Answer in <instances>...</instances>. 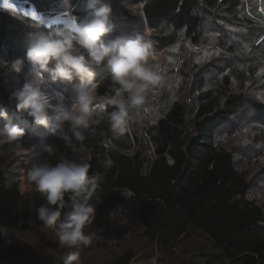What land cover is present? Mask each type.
Wrapping results in <instances>:
<instances>
[{
    "label": "trees",
    "instance_id": "trees-1",
    "mask_svg": "<svg viewBox=\"0 0 264 264\" xmlns=\"http://www.w3.org/2000/svg\"><path fill=\"white\" fill-rule=\"evenodd\" d=\"M223 1L144 0L141 11L153 32V46L164 49L173 45L177 31L190 44L199 45L202 13ZM238 5L235 0L229 8L235 10ZM36 21L0 7V43L10 27L21 36L35 29L47 30ZM164 26L172 32L161 35ZM256 48L252 45L249 52L254 53ZM104 68L96 67L95 73ZM26 81L24 71L15 72L0 49V108L10 105V94ZM203 83L199 78V91L191 108L174 99L160 111L147 129L148 153L137 149L128 154L125 150L129 142H117L115 138L116 149L107 147L104 139L108 133L104 131L108 126L102 119L83 131L80 144L88 153L84 163L90 165L89 175L102 177L90 200L96 208L95 219L86 233L114 229L112 212L125 190L136 195L139 217L137 224L126 227L130 231L122 247L107 251L92 243L81 246L77 264H132L138 250L144 258L150 257L152 243L162 255L171 256L170 262L177 260L173 249L182 245L184 255H194L190 264H264V212L246 198V179L231 151L217 140L243 108L245 99L241 94H230L219 106L210 90H202ZM102 110L111 113L116 106L104 105ZM108 159L113 163L105 168ZM7 170L5 145L0 144V228L6 233L0 234V264H63L69 249L59 242L36 246L23 236L34 227H45L37 209L46 201L38 191L22 193L16 183L9 182ZM68 196L65 194L66 201Z\"/></svg>",
    "mask_w": 264,
    "mask_h": 264
},
{
    "label": "rangeland",
    "instance_id": "rangeland-1",
    "mask_svg": "<svg viewBox=\"0 0 264 264\" xmlns=\"http://www.w3.org/2000/svg\"><path fill=\"white\" fill-rule=\"evenodd\" d=\"M233 1L235 0L223 1L217 8L202 13L199 45L190 44L184 34L177 31L178 38L173 45L164 49L153 46L151 63L159 65L163 83L149 91L139 117L129 122L127 130L122 135L117 136L112 133L109 113L103 112L101 107V105L113 106L104 101L105 98L114 96L118 87L106 75V68L95 73L93 83L96 85L97 99L93 106L97 113L95 118L98 121L102 119L108 126L104 131L108 133L104 139L107 147L116 149L117 142L122 141L127 144L129 142L126 153L133 154L137 149H144L148 153L150 144L147 139V129L159 116L160 111L165 110L174 99L183 102L186 108H191L199 91V78L204 82L202 90H210L219 106L230 94H241L245 99L243 108L230 119V123L218 135L217 140L220 146L231 151L237 169L246 179V194H248L264 183V100L257 98L264 94V12L261 11L264 0H238V7L231 10L229 6ZM108 2L113 9L115 24V31L109 38H115L122 31L139 29L147 39H152L153 32L147 28L142 16L141 8L144 0H108ZM12 3L16 12L30 17L32 16L29 13L34 11L33 8L41 10L42 12L37 13L35 19L38 20L37 24L47 28V30L35 29L26 36H21L17 30L10 27L0 43V49L8 63L15 58L25 59L22 70L26 80L30 81L35 78V73L26 60L29 34L62 27L74 16L72 12L86 15L88 9L84 0H14ZM0 7H4V1L0 0ZM233 10L235 12H232ZM170 32L172 28L164 26L160 33L168 35ZM252 45L257 46L254 53L249 52ZM81 53V49H76L75 54ZM39 79L42 81L49 102V115L52 117L49 127L37 125L34 118L26 112L18 111L15 100L5 108L9 120L0 118V127L11 122L25 130V136L19 142H8L4 135H0V144L5 145L7 155L9 182L16 183L22 193L37 191L34 185H29L26 181L27 170L31 167L29 153L33 145L44 141L54 146L55 151L51 155L45 153L43 157L52 165L63 159L84 163L88 155L80 140L72 137L67 124L64 126V131L71 137V143L53 134L54 130L59 131L56 129L55 108L61 103L71 107L82 87L79 79H74L72 82L52 83L47 73H41ZM188 114L191 116V113ZM114 138L117 142H113ZM245 140L248 143H245ZM253 173L255 174L249 181L247 177ZM258 206L264 212V202ZM112 213L114 229L103 228L90 234L93 237L91 243L95 248L102 250L108 248L107 251H114L122 247L125 236L130 231L126 227L138 223L119 218L115 208ZM54 233L53 229L46 226L34 227L23 236L36 246L53 245L52 243L59 242ZM150 249L149 258H144L145 254L142 250H138L132 264H174L177 260L178 264H190L194 257V255L192 258L184 255L182 245L173 249L177 256L174 262L169 261L171 256H167V253L162 255L155 243L151 244ZM101 256L103 254L98 256L99 260Z\"/></svg>",
    "mask_w": 264,
    "mask_h": 264
},
{
    "label": "clouds",
    "instance_id": "clouds-1",
    "mask_svg": "<svg viewBox=\"0 0 264 264\" xmlns=\"http://www.w3.org/2000/svg\"><path fill=\"white\" fill-rule=\"evenodd\" d=\"M84 2L88 12L83 17L73 16L52 31L29 34L26 60L35 78L10 94L18 111L26 112L37 125L47 128L52 117L39 76L47 73L52 83L72 82L78 78L82 87L71 107L61 103L55 108L56 129L59 131L54 130L53 134L68 143H71V137L64 131L65 124L72 137L82 141L83 131L99 122L93 106L97 99L93 83L96 67L103 65L106 75L118 86L115 95L104 101L116 106V110L108 114V119L112 133L117 136L127 130L130 121L139 117L149 91L163 83L159 65L151 63L152 41L139 29L122 31L115 38H109L115 31L111 4L108 0ZM76 49H81L82 53L75 54ZM24 64V58L10 61L11 68L17 73ZM50 64L53 66L49 67ZM0 118L9 120L3 108H0ZM0 135H4L8 142H19L25 136V130L9 122L0 127ZM54 151V146L44 141L32 146L26 181L44 194L46 203L37 209L39 220L53 229L59 243L69 249L63 257V264H77L78 249L89 245L93 238L85 228L94 222L96 208L90 200L102 177L89 175L90 165L87 163L63 159L52 165L43 159L45 153L51 155ZM112 163L108 159L104 161V167L109 168ZM254 174L247 179L251 181ZM65 194H69L67 201ZM246 198L258 205L264 202V183L246 194ZM0 234H6L4 229L0 228Z\"/></svg>",
    "mask_w": 264,
    "mask_h": 264
},
{
    "label": "built area",
    "instance_id": "built-area-1",
    "mask_svg": "<svg viewBox=\"0 0 264 264\" xmlns=\"http://www.w3.org/2000/svg\"><path fill=\"white\" fill-rule=\"evenodd\" d=\"M129 194H131V197H126ZM115 213L121 219L137 221L139 217V204L136 195L129 190H125L121 200L115 205Z\"/></svg>",
    "mask_w": 264,
    "mask_h": 264
},
{
    "label": "snow or ice",
    "instance_id": "snow-or-ice-1",
    "mask_svg": "<svg viewBox=\"0 0 264 264\" xmlns=\"http://www.w3.org/2000/svg\"><path fill=\"white\" fill-rule=\"evenodd\" d=\"M4 9H8V10H12V11H16V8L14 7L13 3H10L9 0H4ZM261 11L264 12V7L261 8ZM29 15L32 16V18H36L37 16V11L34 10L31 13H29ZM53 23H56V21H53ZM175 50V49H174ZM207 55V53H206ZM200 62V61H197ZM260 100H264V94H261L260 96L257 97ZM245 131H247V129H245ZM245 143H248L247 140H245Z\"/></svg>",
    "mask_w": 264,
    "mask_h": 264
}]
</instances>
